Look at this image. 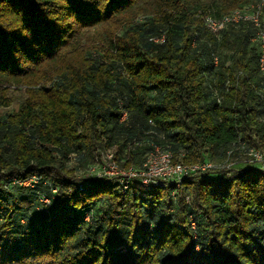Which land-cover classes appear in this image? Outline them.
I'll return each mask as SVG.
<instances>
[{"label": "trees", "instance_id": "trees-1", "mask_svg": "<svg viewBox=\"0 0 264 264\" xmlns=\"http://www.w3.org/2000/svg\"><path fill=\"white\" fill-rule=\"evenodd\" d=\"M252 1L0 0V110L24 93L0 117V264H264V170L122 194L69 167L113 144L122 168L147 142L185 165L264 148L258 28L204 23ZM34 174L57 189L49 214L12 184Z\"/></svg>", "mask_w": 264, "mask_h": 264}, {"label": "built area", "instance_id": "built-area-1", "mask_svg": "<svg viewBox=\"0 0 264 264\" xmlns=\"http://www.w3.org/2000/svg\"><path fill=\"white\" fill-rule=\"evenodd\" d=\"M258 9H260L259 6L257 7V10ZM259 14L260 13H256L253 16H248L243 15L240 11L236 10L222 21H215L210 17H204V23L208 30L217 33L228 23H237L239 21L252 22L253 25L258 28L257 36L252 42H256L258 45V67L261 76L264 77V18L262 22L259 21ZM215 95L217 103L219 104L221 97H219L217 93ZM126 118L127 112L124 111L122 113L121 121ZM140 145L141 143H134V146ZM145 146L147 148L150 147V150L145 154L144 162L138 168L133 166L122 168L120 166V162L123 159L119 160L120 158H117L118 150H116V153L113 150L116 147L118 148L117 144H113L109 148L99 152V156H96L85 168L87 176H85V180L77 184V188L81 189L88 185V182H86L88 180H98L109 184H115L117 185V191L122 194L126 193L134 183H139L143 187H167L172 184L179 187L185 179L191 177L203 178L204 175L211 170H219V168L223 169L226 167L223 165L220 167L215 166L209 161L196 165H185L175 160V154H173L167 146L157 145L151 142H147ZM234 151L247 157L248 162L258 164L260 170H264V148H248L242 142H239L236 149L227 152L226 158L233 157ZM120 157H122V155H120ZM12 184L34 190L37 203L35 211L46 214L50 213V208L54 201L53 196L56 194L57 189L52 187L47 180L34 174L25 181L13 179ZM49 194L51 196H49ZM88 220L89 218L87 217L86 221ZM188 221L190 222L192 229H194L195 222L191 215H189Z\"/></svg>", "mask_w": 264, "mask_h": 264}, {"label": "rangeland", "instance_id": "rangeland-1", "mask_svg": "<svg viewBox=\"0 0 264 264\" xmlns=\"http://www.w3.org/2000/svg\"><path fill=\"white\" fill-rule=\"evenodd\" d=\"M258 6L260 7V9L257 10ZM237 10L240 11L243 15H248V16H253L256 13H260L259 14V17H260L259 21L262 22L263 18H264V0H253L249 5L246 4V5L242 6V7H240V9H237ZM140 20H142V18ZM12 96H13L12 105L9 108L1 109L0 110V117H4L7 114L16 113L18 108H19V106H20V104H21V102L24 99V93L22 91L13 92ZM113 150L116 153V150H118V148L116 147ZM115 157H116V155H115ZM206 158L211 164H213L215 166H219V167L222 166V163L225 160L224 163L226 164L225 165L226 167H225V169L223 168L222 170L228 172V173H226L227 174L226 177H228L230 175V173H231L230 171L231 170H237V169L238 170H240V169H259V167H260L258 164L248 162V158L245 157L242 154H238L237 156H234V157H231V158H228V159L224 158L223 160H216L214 158L212 159V157H210V156H208ZM69 167L71 169L73 168V170L75 171L74 172L75 177H76L75 180H77V182H82L83 180H85V176H87V173L85 172V168L84 167H82L81 165H79V163H76L75 161H72L69 164ZM213 171H215L216 173L215 174H211V178H213L215 180H221L223 178L222 175L224 173H222V172L219 173V170H213ZM181 184L179 185V187L181 186ZM185 203H190V200H189L188 197H185Z\"/></svg>", "mask_w": 264, "mask_h": 264}]
</instances>
